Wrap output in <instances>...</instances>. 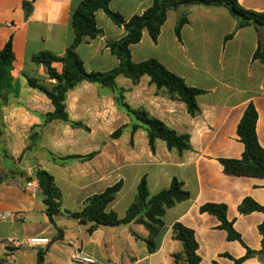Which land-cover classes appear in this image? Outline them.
<instances>
[{
    "label": "crops",
    "instance_id": "1",
    "mask_svg": "<svg viewBox=\"0 0 264 264\" xmlns=\"http://www.w3.org/2000/svg\"><path fill=\"white\" fill-rule=\"evenodd\" d=\"M82 1L0 0V51L7 42L11 43L14 55L11 76L15 83L1 99L2 141H10V132L18 125L42 124L41 116L53 111L45 95L27 86V79L53 83L46 67L35 65L31 59L41 52L57 56L65 53L74 41L71 16ZM238 2L247 10L264 12V0ZM151 4L152 0H110L108 8L128 21L142 14ZM95 21L102 36L93 40L84 38L75 50L87 73L117 68L119 60L106 47V41H118L126 35L124 28L115 25L102 10L95 13ZM176 23L177 13L168 12L157 41L153 42L144 30L140 42L130 47V55L134 63L155 59L181 77L187 86L204 91L196 97L199 111L195 116L187 113L184 103L166 97L155 98L157 109L145 108L178 134L189 135L190 151L168 150L163 141L157 140L152 153L146 132L139 129L131 134L130 125L134 122L118 111L110 91L87 82L67 93L66 110L71 121L83 123L89 132L73 131L69 127L72 133L61 135L53 128L66 130L68 125L61 121L50 123L54 126L48 135L50 141L90 143L84 144L85 147H92L90 152H96L90 161L83 163L71 159L63 164L48 159L38 163L39 169L54 177L62 195V209L79 211L88 197L121 180L122 189L108 210L123 218L142 177L146 178L150 195L168 188L173 178L182 181L190 195L188 200L167 209L165 225L153 253L147 251L144 243L147 231L143 234L133 229V225H141L98 227L91 234L84 230V235L80 233L83 238L79 241V251L92 258V264L107 258L112 264H175L172 255L182 250L181 244L171 237L175 223L194 231L200 264H233L223 255L239 259L245 255L246 249L237 241L227 240L226 232L219 229V221L214 216L200 212V206L206 203L226 205V217L233 222L243 243L253 251L261 249L258 226L264 215L261 212L241 215L238 206L245 198L264 205V179L225 175L219 162V159L241 158L244 146L237 136V126L250 103L258 114L256 136L264 148V65L253 59L258 33L253 26H247L225 41L236 23L223 7H191L180 38L174 31ZM262 36L264 39V32ZM52 66L61 72V63L55 62ZM142 81L149 84L146 76L140 79V83ZM127 82L132 84L122 76L116 78L118 86ZM119 127H124L121 135L111 138L109 147H103L101 143ZM1 148L0 215L16 214L19 220L0 218V264H38L39 252L43 253L42 264H54V243L62 241L66 233V226L60 225L58 219L74 221L77 226L87 224L59 214L54 221L62 230V237L55 241L57 231L45 214L43 198L31 178L33 173L30 169H12L5 147ZM60 153L64 157L77 154ZM28 182H33V186L28 187ZM31 238L47 239L48 244L38 247L7 244L10 240L25 242ZM70 243L75 245L72 241ZM125 244L133 256L128 255L130 261L123 263L119 261L123 258L118 255L119 248ZM242 264L264 263L249 258Z\"/></svg>",
    "mask_w": 264,
    "mask_h": 264
},
{
    "label": "trees",
    "instance_id": "2",
    "mask_svg": "<svg viewBox=\"0 0 264 264\" xmlns=\"http://www.w3.org/2000/svg\"><path fill=\"white\" fill-rule=\"evenodd\" d=\"M110 0H83L79 3L71 16V27L74 32V41L65 53L61 56L49 52H41L31 59L35 65H44L48 76L53 83H44L36 79H27L29 88L35 89L46 96L53 106V111L41 116L42 126L49 125L53 121H61L71 128H88L81 122H74L69 119L66 110L67 93L73 90L82 82L100 85L114 94V102L117 107L123 110L134 122L130 125L131 134L143 129L152 153L155 151V143L161 140L166 144L168 150L175 149L178 153L190 151V137L187 134H178L169 128L164 122L152 116L143 108L133 109L125 101L123 90L117 85L116 78L122 76L136 85L143 76L149 78V84L154 85L157 91H162L166 98L180 101L185 104L187 113L195 116L198 111L196 97L204 91L189 87L184 80L168 71L160 62L155 59H148L140 63L131 60L130 47L140 42L142 33L147 31L153 42L157 41L161 27L166 22L167 14L170 11L177 13L175 34L180 38L182 27L188 22V10L194 6L201 7H223L228 10L235 20L234 31L227 35L224 40L231 39L234 34L247 26H253L258 33V43L253 59L259 60L264 65V12H254L243 8L238 0H152V4L142 14L131 17L125 21L120 15L110 11L108 8ZM102 10L112 22L123 27L126 35L118 41H106V47L117 57L119 65L117 68L107 72H90L84 70L82 61L76 54V47L82 43L84 38L93 40L102 36V31L97 28L95 13ZM28 12V11H27ZM14 55L12 45L7 42L0 51V129H1V99L4 93L11 90L15 83L11 76ZM62 64L61 72H58L52 64ZM258 120L257 111L250 103L241 117L237 126V136L244 146L240 159H219L223 173L228 176L249 177L264 179V148H262L256 136V123ZM124 127L115 131L111 136L118 138ZM1 136V130H0ZM32 138V137H31ZM33 139V138H32ZM96 153L87 157L72 155L66 160H85L92 158ZM54 161L56 159L53 158ZM32 180L37 187L46 206L45 214L57 231L55 241L61 239L62 230L55 224L54 217L59 214H66L81 224H90L87 232L91 234L98 227H119L131 223L141 225L147 231L144 239L147 251L153 253L157 249V239L164 228V216L167 209L174 207L177 203L190 198L189 193L184 189V183L173 178L169 187L150 195L147 181L142 177L137 185L133 201L126 209L123 218H119L108 206L114 201L123 182L120 180L108 186L101 193L88 197L81 210L70 212L62 209V195L55 184L54 177L43 169H35ZM201 213L214 216L219 221V229L226 232L228 241H237L246 249V253L239 259H233L228 254L223 256L230 258L233 264H242L249 258H257L264 263V219L258 226L261 235V249L253 251L242 241L239 233L233 227V222L226 217L227 207L224 204L206 203L199 208ZM241 215H248L253 212H261L264 215V205H259L250 198H245L238 206ZM171 237L178 241L182 250L172 255L175 264H200V257L197 254L198 244L194 231L180 223H175L171 228ZM43 253L37 254V263L42 264Z\"/></svg>",
    "mask_w": 264,
    "mask_h": 264
},
{
    "label": "rangeland",
    "instance_id": "3",
    "mask_svg": "<svg viewBox=\"0 0 264 264\" xmlns=\"http://www.w3.org/2000/svg\"><path fill=\"white\" fill-rule=\"evenodd\" d=\"M119 87L123 90L124 101L133 109H145L149 106L157 109L158 103L155 104V102L157 101L155 98H165V95L162 91H157L154 86L149 85L146 81H142L141 83L139 82L136 85L127 82L124 86ZM17 88H19V86H17ZM110 93L112 94L114 102V94L112 92ZM17 94L18 93H16V95ZM114 105L116 106L115 102ZM117 108L118 111L122 114V116H127V114L123 110H121L119 107ZM52 127L54 126L50 124L46 126H42V124H39L33 125L31 127H29L27 124L18 125L10 132V141H2V139H0V147H2L3 149L5 147V152L10 167L12 169H16L15 171H19L20 168L23 171L30 169V171L33 173L35 169H39L40 166L38 165V163L45 161V159L53 160L54 158L56 159V162L63 164V161H65L67 157L72 156L69 155L64 157L63 155H61L60 152H62L63 154L74 152L77 153L75 155L83 157H87L88 155L94 152H90L92 147H85L86 145H84L90 143H80L72 140L50 141V136L48 135L49 133L53 132V130L55 133L59 132L61 135H69L70 133H72V131L69 129V125L68 127H66V130H63L61 128H53L52 130ZM77 129H82L85 132H89V128L88 130H85L83 128H72L73 131ZM105 131L107 132V130ZM115 131L113 133H115ZM111 138L112 136L108 138L106 137V139L103 143H101V145L103 147H109L111 144ZM91 159H74V161H77L78 163H83L88 162ZM58 220L60 225L63 224L66 226V233L62 241L54 243V264H79L78 262H75L73 260L72 255L77 254L80 250L79 241L83 238L81 237L82 235H84L83 231L88 230L89 224H87L86 226H77L76 224H73L75 223L74 221H66L65 219L62 220L60 218ZM133 229H138L143 234L146 232L142 226L133 225ZM80 233H82V235H80ZM70 241L75 243V245H71ZM119 249L120 250L118 256L123 258L119 261L123 263L129 262L130 260L128 259V255L133 256V253L129 250V248H127V244L121 246ZM79 255L81 257L84 256L83 253H79ZM98 264H112V260H109L108 258L105 260H99Z\"/></svg>",
    "mask_w": 264,
    "mask_h": 264
},
{
    "label": "built area",
    "instance_id": "4",
    "mask_svg": "<svg viewBox=\"0 0 264 264\" xmlns=\"http://www.w3.org/2000/svg\"><path fill=\"white\" fill-rule=\"evenodd\" d=\"M27 186L28 187H31L33 186V182H28L27 183ZM0 218L2 219H13L15 221H18L19 220V216L16 215V214H5V215H0ZM8 245L12 244V245H16V246H20L22 244H26L28 246H31V247H38V246H45L48 244V240L47 239H40V238H31V239H28L27 241L25 242H21V241H16V240H10L8 243ZM79 253H81L80 251H78L77 254H74L72 255V258L75 262H78V263H89V264H92L94 261L92 258L90 257H87V256H80Z\"/></svg>",
    "mask_w": 264,
    "mask_h": 264
}]
</instances>
